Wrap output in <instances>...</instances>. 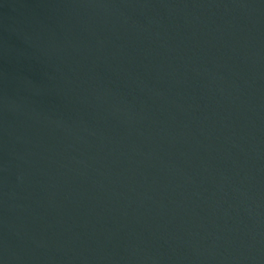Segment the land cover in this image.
Segmentation results:
<instances>
[{
  "label": "water",
  "instance_id": "1",
  "mask_svg": "<svg viewBox=\"0 0 264 264\" xmlns=\"http://www.w3.org/2000/svg\"><path fill=\"white\" fill-rule=\"evenodd\" d=\"M0 264H264V0H0Z\"/></svg>",
  "mask_w": 264,
  "mask_h": 264
}]
</instances>
